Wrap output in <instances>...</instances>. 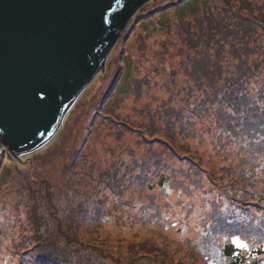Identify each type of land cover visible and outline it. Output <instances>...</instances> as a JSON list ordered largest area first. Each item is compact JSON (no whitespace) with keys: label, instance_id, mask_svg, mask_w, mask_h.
<instances>
[{"label":"trees","instance_id":"obj_1","mask_svg":"<svg viewBox=\"0 0 264 264\" xmlns=\"http://www.w3.org/2000/svg\"><path fill=\"white\" fill-rule=\"evenodd\" d=\"M134 1L125 5L124 23L133 8L141 9L148 0ZM180 3L167 7L177 9ZM198 9L204 10L189 15L177 9L171 18L177 25L170 29L181 37L173 38L168 51L183 49L182 83L178 72L160 76L155 94L152 80L137 79L132 94L138 104H133L132 115H116L114 122L107 118L110 130L135 133L138 147L156 155L155 172L164 171L156 177L160 182L137 178L128 187L119 168L111 165L103 172L110 181L100 183L111 196H127L126 189L133 187L138 199L156 202L144 206L149 218L140 220L148 233L136 234V241L122 237L112 242L94 235L92 228L84 239L79 223L86 218L101 227L104 217L97 213L89 219L90 213L83 216L81 209L71 213L73 204L65 206L62 217L55 216L54 197L35 180L34 187L24 186L16 196H1L3 203H13V212L15 205L26 204L32 218L24 224L0 208V264H264V0H199ZM154 12L131 18L132 25L130 19L115 43L123 38L125 45L132 33L143 30L142 54L162 64L167 49L158 53L147 43V28L157 19H152ZM160 25L156 22L154 29ZM118 78L116 74L112 82ZM116 93H102L100 111ZM166 155L177 165H170ZM177 174H183L179 184ZM169 180L183 185L188 195L177 202L186 214L180 212L174 231L162 223H170L165 212L176 204L167 200L162 206L147 197ZM253 211L256 216L249 214ZM10 217L19 222L18 233L10 232ZM122 221L127 220L117 222ZM237 238L247 247H240Z\"/></svg>","mask_w":264,"mask_h":264},{"label":"rangeland","instance_id":"obj_2","mask_svg":"<svg viewBox=\"0 0 264 264\" xmlns=\"http://www.w3.org/2000/svg\"><path fill=\"white\" fill-rule=\"evenodd\" d=\"M180 1L181 3L176 5L178 6L176 8L184 13H199L205 9H198L199 0H148L132 16L136 20L139 15H146L155 11L156 17L153 15L152 19H157L152 21L150 27L147 28V43L158 53L164 48L167 49L166 56L161 54L165 57L162 64L157 63L155 57L147 58L142 54L145 52L140 46L143 40V30L132 33L127 42H124L125 45L122 43L123 38H121V41L114 44L96 76L79 93L55 132L44 144L27 153H13L1 139L0 208L12 213L13 217H18L19 222L28 224L32 218L29 207L20 203L15 205L13 212L11 209L13 203H3L1 196L6 193L16 196L22 187H34V181L39 180L43 192L47 195L52 194V199L54 197L52 200L54 203L53 210L56 212L55 216L59 218L62 217L65 206L73 204V210L70 212L73 213L75 210L81 209L83 216L85 212L97 214V209L104 210L106 214L102 216L109 220H105L101 227H96L92 231H95L94 235L111 237L112 242L116 238L122 237L127 241L130 238L136 241V234L148 233L147 227L139 224L141 219L148 218L143 213L144 206L150 204L147 198L145 200L136 199V195L133 194V187L129 190L125 188L127 196L131 199L127 196L119 198L107 195V197H103L101 193L103 191L101 186L103 185L100 183L110 181L111 178L103 176V172L111 165L119 168L123 176L122 183H126L128 187L131 186L132 181L137 184L138 182L135 181L137 178H147L149 181L154 179L160 182L159 179L163 172H155L156 165L153 162L156 156L152 153L149 154V148L146 150V148L138 147L140 141L135 133L130 132L127 135L126 132L121 134L116 129L110 130L111 126L107 118H111V121L114 122L116 115L124 117L132 115L133 104H138L132 94V85L137 79L152 80L154 90L163 81V77L160 78V76L178 72V82L182 83V79L184 80L181 68L184 62L181 57L183 49L168 51L173 38H177L176 41H178L181 36L178 33H173L175 29H170L171 25L176 28L177 24L171 18L176 15L177 9L171 10L167 6ZM165 7L167 8L164 10ZM156 22L161 25L154 29ZM130 25H132V20ZM173 34L175 35L173 36ZM118 72L124 81L123 89L120 91L118 88L117 93L111 97L110 105L100 111L101 95L105 91H111L114 82L112 80ZM156 80H159L158 83ZM155 92L157 94V90ZM161 97H165V94L162 93ZM154 142H157L158 145V142L161 141L155 140ZM109 146L115 147L114 151L109 150ZM116 149L122 150L117 151ZM163 155L165 154L160 156ZM165 157H167L170 165H177L173 159L167 155ZM159 173L161 175L157 179ZM182 176L183 174L174 176L177 184L181 181ZM179 188H181L180 192ZM151 193L152 195L147 197L156 199L162 206L168 203L167 200L176 204L165 212L170 223H162L169 231L172 228L175 229L174 226H178L182 211L181 204L177 202L182 199L188 200L183 185L176 187V182L169 180L168 186H164V183H158L151 190ZM126 198L132 201H128ZM193 200L197 202V199ZM98 203L102 204L103 208L102 205H96ZM154 204L156 202L149 206ZM113 210H117V213H113ZM181 213L186 214V211ZM249 214L256 216L254 211ZM120 219L130 220L134 223L129 221L117 222ZM19 222H15L10 217L7 225L11 228V233L19 232ZM72 223L73 228H77L76 221ZM79 226L81 227L82 238L88 239L92 234L91 229L94 227H91L92 225L86 218L79 223ZM10 255L7 256L10 257Z\"/></svg>","mask_w":264,"mask_h":264},{"label":"water","instance_id":"obj_3","mask_svg":"<svg viewBox=\"0 0 264 264\" xmlns=\"http://www.w3.org/2000/svg\"><path fill=\"white\" fill-rule=\"evenodd\" d=\"M134 2L0 0V141L13 153L55 132L137 11L124 23Z\"/></svg>","mask_w":264,"mask_h":264},{"label":"snow or ice","instance_id":"obj_4","mask_svg":"<svg viewBox=\"0 0 264 264\" xmlns=\"http://www.w3.org/2000/svg\"><path fill=\"white\" fill-rule=\"evenodd\" d=\"M236 242L238 243V245L242 248H246L247 244L242 243L241 241H239V239L237 238Z\"/></svg>","mask_w":264,"mask_h":264},{"label":"bare ground","instance_id":"obj_5","mask_svg":"<svg viewBox=\"0 0 264 264\" xmlns=\"http://www.w3.org/2000/svg\"><path fill=\"white\" fill-rule=\"evenodd\" d=\"M102 71V70H101Z\"/></svg>","mask_w":264,"mask_h":264}]
</instances>
